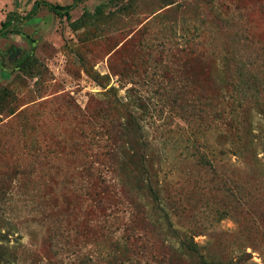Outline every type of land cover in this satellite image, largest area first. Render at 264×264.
Segmentation results:
<instances>
[{
  "label": "rangeland",
  "instance_id": "374dc122",
  "mask_svg": "<svg viewBox=\"0 0 264 264\" xmlns=\"http://www.w3.org/2000/svg\"><path fill=\"white\" fill-rule=\"evenodd\" d=\"M73 2L0 0V258L193 264L151 185L208 258L264 264V0L46 6Z\"/></svg>",
  "mask_w": 264,
  "mask_h": 264
},
{
  "label": "trees",
  "instance_id": "16d2710c",
  "mask_svg": "<svg viewBox=\"0 0 264 264\" xmlns=\"http://www.w3.org/2000/svg\"><path fill=\"white\" fill-rule=\"evenodd\" d=\"M82 1L85 0H74L73 4L67 6L49 5V4H47L46 6L50 11L54 12L57 16L68 18L70 11L76 6L77 3H80ZM38 6H39L38 2L34 4L31 14H33L37 10ZM30 18H31L30 15L25 17V19H30ZM14 20L15 17H10L1 24L0 37H5L10 33V27L13 25ZM238 80L239 81L237 82L240 83L239 85L243 89H246L247 92L252 96H257V95L260 96L261 93L263 92V89H259L257 79H253L251 82L249 80L243 82L244 74L241 71L238 73ZM133 101L136 104V101L135 100ZM220 154L223 153L220 152ZM198 159L200 160V164L202 165L208 164V161H205L203 156L198 157ZM147 188L151 192L155 202L154 209H155L156 217L154 219H151L152 221L151 224L160 231V235L163 241L167 244V247L176 256V259H181V260L192 259L193 264H243V262L246 260L244 258L245 257L249 258V255L247 253L243 254L240 258H238L235 261L230 259L229 261L224 262V261H215L213 259L208 258L207 255L201 252L198 245L194 243L192 235H188V233H184L182 234V236H180L178 234V230L174 227L169 213H167V211L164 208L165 204L163 199L158 195L157 191L152 189L151 185H148ZM225 215H226L225 212L220 213L219 220L224 219ZM0 264H12V263L8 259L2 257L0 258ZM126 264H131V263H126Z\"/></svg>",
  "mask_w": 264,
  "mask_h": 264
}]
</instances>
